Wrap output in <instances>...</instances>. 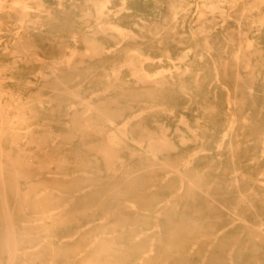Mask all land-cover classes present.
I'll list each match as a JSON object with an SVG mask.
<instances>
[{"label":"rangeland","instance_id":"obj_1","mask_svg":"<svg viewBox=\"0 0 264 264\" xmlns=\"http://www.w3.org/2000/svg\"><path fill=\"white\" fill-rule=\"evenodd\" d=\"M93 5L98 57L77 32L52 37L65 18L81 20ZM93 75L98 87L89 86ZM0 87V195L15 194L0 200L7 209L0 230L15 207L23 217L38 198L67 199L36 220L42 226L31 236L50 237L48 225L86 205L79 189L98 188L91 220L68 241L101 243L110 264L119 256L139 264L134 255L151 258L140 264H169L165 224L190 198L205 200L200 213L224 225L217 240L233 264L239 254L249 258L243 264H264V0H0ZM152 117L164 120L153 125ZM93 126L97 137L72 136ZM161 131L168 143L151 148L145 135ZM97 145L98 156L76 158L84 165L58 168L55 153L68 161L78 147ZM62 174L70 186L33 191ZM204 184L210 189L197 191ZM21 216L15 224H26Z\"/></svg>","mask_w":264,"mask_h":264},{"label":"bare ground","instance_id":"obj_2","mask_svg":"<svg viewBox=\"0 0 264 264\" xmlns=\"http://www.w3.org/2000/svg\"><path fill=\"white\" fill-rule=\"evenodd\" d=\"M92 9L97 10V7L93 5V8H86L81 20L68 19L69 17L65 18L66 20L64 23L59 25L54 30L52 37H69L71 33L77 32L82 43L87 44V50H89L90 54L93 57H98V47L96 46L98 43L97 29H94L98 26V16L95 17L94 20L91 18L90 12ZM80 14V12L71 11L69 16L71 18H77V16ZM100 22H102V19ZM89 37L90 39H88ZM65 44L69 45L68 42ZM233 58L237 63L235 64L238 67V61L241 59V56L236 53L233 55ZM94 76L95 75L92 77ZM143 76L149 77L150 75L144 74ZM89 86L98 87V76H95L90 81ZM2 94V88L0 87V95ZM53 98L56 101L62 102L64 104L69 101V99L66 97L61 98L57 94H54ZM124 100V98L121 99L118 107L124 105ZM97 116L98 114L96 117ZM154 118L155 117H152L151 122L153 125H156L160 121L164 120V118ZM76 132L77 135L72 136L80 140L97 137L98 126H93L91 129L87 128V130L77 127L75 133ZM145 136H147V139L151 140L150 147L154 149L163 147L168 143V138L162 131L157 132L152 137H149L148 134ZM39 145L40 144H38V146ZM85 153H93L95 156H98V145L94 148L86 146L78 147L71 153L72 155L68 161L64 159L60 151L55 153L56 160L58 161V168H60V170H67L73 166L77 167L82 165L83 161L80 162V160L76 158ZM103 160L106 162L110 161L106 155L104 156ZM84 164L85 162H83V165ZM87 168L91 172H95L98 169L97 165L94 164L89 165ZM65 177L66 174H62L60 178L45 179L44 181L42 180L40 183L36 184L33 191L36 193V195H38L41 192L44 193L43 191L49 189V187L55 184H64L65 186H70L73 180L66 179ZM80 179H84V177H81ZM219 185L223 188L225 183L221 181ZM210 186V184L200 185L197 187V191L210 189ZM85 189L86 186L81 187L78 193L82 197L89 198V200L86 202V205L83 208L70 209L69 213L71 216L67 221L63 220L56 224L48 225L51 226L53 231L51 232V235L49 234L50 237L42 233L33 234L31 236V233L35 229H38L40 226H42V224L37 223L36 220L40 219L49 211H51L54 205L57 203L61 204L62 202H66L67 199H55L54 197H48L45 199L38 198L37 201L27 207V216L23 217L21 216V208L19 209L18 207H15L13 219L9 223L5 224L0 230V264H110V261L106 259V255L103 254V245L101 243L96 244L94 240L89 239L83 241L79 240L76 242L68 241L70 237L78 235L82 227L89 223L91 220L90 210L92 207L98 205V188H94L91 191ZM197 191L195 190L196 195L198 194ZM126 193L129 194L132 192L127 190ZM132 194H137L139 195L138 197H141L144 195V192L142 190V192H136ZM14 195L15 194H12L11 192H4L3 195H0V200L4 201V205H6L5 203L7 199H15ZM23 200L25 203L29 204L27 197H24ZM186 204L187 205L184 210L181 209L179 211H175L173 218L169 220L167 224H165V230H167V244L170 246V252L163 253V258L169 261V264H233L231 258L228 259L226 257L228 249L227 243L224 240H217L218 235L226 231L224 225H213V223L210 221L211 215L209 213H200L201 208L206 205V201H196L189 198L186 201ZM4 205L2 206L0 202V222L5 217L7 210ZM109 206L114 208L116 205L114 202H111ZM192 214H195L194 217L191 216ZM20 216L22 218L25 217V225L14 223V220L18 219ZM183 217L186 219L189 218V221L180 223L177 220L180 218L182 219ZM80 221L81 223H79ZM21 233H23L22 235H24V237L17 240L16 237ZM57 236L61 237L60 240L54 239ZM42 241H48L50 245H54L56 248H43L39 245V243ZM128 245L134 248L137 247L136 243L132 241L128 242ZM142 248L144 249L145 247L142 246ZM23 250H28L25 252L27 255L37 254L38 256L34 260L27 262L24 257L26 254L22 255L20 252H18ZM94 251H96V255L92 258V260H88L86 256H89V253ZM80 253L83 256L77 257ZM177 254H179L181 258L175 260L174 257ZM134 256V258L137 257L135 260H138L139 264L144 261L151 260L150 257L141 255ZM235 257L239 264H243L244 261L246 262L249 259L247 257H243L241 254L238 256L235 255ZM126 258L127 256H119V264H123L126 261ZM259 258L264 260V250L259 253Z\"/></svg>","mask_w":264,"mask_h":264}]
</instances>
